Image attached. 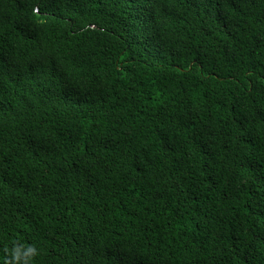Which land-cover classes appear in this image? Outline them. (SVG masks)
I'll use <instances>...</instances> for the list:
<instances>
[{"label": "trees", "instance_id": "obj_1", "mask_svg": "<svg viewBox=\"0 0 264 264\" xmlns=\"http://www.w3.org/2000/svg\"><path fill=\"white\" fill-rule=\"evenodd\" d=\"M0 264H264V0H0Z\"/></svg>", "mask_w": 264, "mask_h": 264}, {"label": "clouds", "instance_id": "obj_2", "mask_svg": "<svg viewBox=\"0 0 264 264\" xmlns=\"http://www.w3.org/2000/svg\"><path fill=\"white\" fill-rule=\"evenodd\" d=\"M30 252H32L33 254H35V250L34 249H30Z\"/></svg>", "mask_w": 264, "mask_h": 264}]
</instances>
